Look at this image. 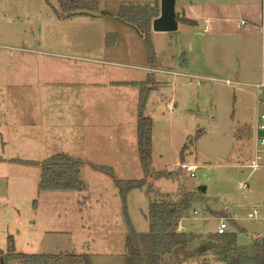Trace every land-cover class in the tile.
<instances>
[{
    "label": "rangeland",
    "instance_id": "obj_1",
    "mask_svg": "<svg viewBox=\"0 0 264 264\" xmlns=\"http://www.w3.org/2000/svg\"><path fill=\"white\" fill-rule=\"evenodd\" d=\"M261 1L184 4L189 18L209 2L230 8L235 20L229 25L237 29L235 21L245 17V9L258 10ZM124 4L104 0L90 15L64 19L58 0H0V251L5 254L13 246L29 255L72 253L90 255V264H125L128 230L115 180L145 178L137 133L141 112L135 92L112 85L152 79L159 86L144 113L153 122L151 175L127 198L135 229L141 222L148 225L156 192L173 196L187 189L190 178L179 169L187 162L199 167L192 179L195 201L182 220L194 246L219 230L221 218L228 225L226 234L234 233L241 245L260 243L264 236V168L252 172L244 167L252 160L251 138L264 112L257 104L264 90L255 87L264 78L262 39L255 37L249 47L233 38L221 43L213 56L217 61L196 73L201 80L179 70L187 57L200 58L196 50L203 24H179L172 41L167 33L151 34L154 54L162 56L160 49L168 47L182 51L179 70H157L146 41L140 39L137 48L130 34L137 31L119 19ZM146 67L157 71L151 75ZM166 98L175 111H169ZM114 119L122 123L110 126ZM229 120L237 143L234 154L228 161L203 155L196 133H215ZM60 153L84 162V190L40 189L39 163ZM92 164L111 167L114 178ZM242 183L248 187L240 188ZM254 210L258 218L249 219ZM206 260L212 262L211 254Z\"/></svg>",
    "mask_w": 264,
    "mask_h": 264
},
{
    "label": "trees",
    "instance_id": "obj_2",
    "mask_svg": "<svg viewBox=\"0 0 264 264\" xmlns=\"http://www.w3.org/2000/svg\"><path fill=\"white\" fill-rule=\"evenodd\" d=\"M100 2V0H58L61 16L64 19L96 12L99 10ZM160 12L161 2L158 0L155 5L124 4L119 14L122 22L132 26L143 35L151 61L155 56L151 42L153 22L160 16ZM176 17L178 22L190 24L189 20ZM141 93L139 100L141 113H139L137 133L139 156L145 178L140 181L115 180L120 191L123 215L128 230L125 264H162L164 258L178 248L186 249L183 260L189 261L203 257L201 264L211 263L205 258L208 254H211L216 262L223 264H264V236L260 243L239 246L235 234L217 233V235H209L198 248L190 250L191 234L179 231L180 221L192 210V204L195 201L194 191L187 189L173 196H163L156 192L151 198L147 214L149 232L140 233L135 229L128 213L127 198L132 190L146 186L152 166L153 122L144 116L150 93L147 89H142ZM204 134L205 132L198 131L195 141H198ZM3 160L0 157V162ZM26 163L30 164V162ZM39 165L42 166L39 187L43 191H82L86 188L82 178L83 161L60 153ZM92 167L114 178V170L111 167L100 165H92ZM199 190L203 193L207 191L204 186ZM0 257L1 264H90V255L72 253L29 255L15 252L13 246L6 254L0 251Z\"/></svg>",
    "mask_w": 264,
    "mask_h": 264
},
{
    "label": "crops",
    "instance_id": "obj_3",
    "mask_svg": "<svg viewBox=\"0 0 264 264\" xmlns=\"http://www.w3.org/2000/svg\"><path fill=\"white\" fill-rule=\"evenodd\" d=\"M100 1H101L100 2V7H101L103 2H104V0H100ZM109 1L110 2L112 1L117 6H121L124 3L126 5H150V4L146 3V2H149V0H133V1L132 0H109ZM127 3H130V4H127ZM184 3H185L184 0H176V6H175L176 16L180 17V19L184 18V19L189 20L190 24L189 23H183L181 21H179V22L177 21L178 22V30H179V24L193 25L194 22L195 23H198V22L200 23L201 22V24H203L202 25L203 26L202 33L204 35H202V39L199 41L200 45L197 46V50H196V56H198V54H199L200 58L196 57V60H195V59H191V58L187 57V59L183 63L184 69L179 70L180 65H179V63L177 64V59H178V56H180L179 54H180L181 50L179 52H177V50L172 48V47L160 49L161 53L163 51H165V54L161 56L159 54V52H157V51H156V54H154L156 56H155V58H153V62H154L153 64L155 66V69H157V70H159V68H161V70H165V71L167 69L168 70H177L178 69L179 71H181L179 74L182 75V76H185V77L197 76L196 73H198V72L200 73V70H205L204 68L207 67L205 65L207 62L211 65L213 62L217 61V59H214L213 56L218 54V51L221 48V43L225 44L224 42H226L229 39L233 38V39L242 40L244 42V44L246 45V46L245 45L244 46L245 47H249V46H251L253 44V40H254L255 37L258 36V37H260L262 39L260 28H259L260 18H261V4H262V1H261V4L259 5V9L258 10H257V8L255 9V7L253 8V6H250L249 8L245 9V11H246L245 17H241L239 20L235 21L240 27V28L237 27V29L230 28L229 24L232 23L233 20H235V19L232 18V13H231L232 11H230L229 10L230 8H228V7H227L228 9H224L223 10L221 8L222 6L220 4H218V3H216V2H209L207 4H201L200 8L202 10L197 12L195 17L189 18V17H187V15L185 13V4ZM83 15H90V14H83ZM194 18H196V19H194ZM242 21H245L246 25H242L241 24ZM177 31L176 32H170V33L153 31L152 33H162V34H157V35H164L163 33H167L165 35H169L170 38H166V39H169L170 41H172L173 39H175L173 37H177V36H175V35H178ZM130 34L132 35L131 39L133 41L134 40L137 41V42H135V45L137 46V48H139V46H140L139 41H141L140 39H142V38L144 39L143 35H141L138 31H137V33L133 32V33H130ZM134 55H135L136 58H138L137 57L138 54H134ZM131 57H133V56L131 55ZM197 60H198V62H197ZM144 69L148 73H150V71H148L147 67L144 68ZM150 69H152V68H150ZM155 69L153 68V70H154L153 72L154 73L157 71ZM153 72H152V74L151 73L150 74L154 75ZM176 73H178V72H176ZM190 73H193V74H190ZM176 75H178V74H176ZM237 77L240 78V74H238ZM196 78L197 79H201V80H205V78H199L198 76ZM239 78H237V79H239ZM209 80H211V79H209ZM112 86H114L112 88H123V89H125L127 91H133V92H135L133 97L139 98V100H140V94H142L141 93L142 89L146 88L147 90H149V93L152 94L151 92L153 90H155L159 86V83H156V80L152 79L151 81H148V82L145 81V80H142V82H139V81H127V82H124V83H121V84H118V85H112ZM150 94H149V96H150ZM149 96H148V100H149ZM167 101H168V99L166 98L165 102L168 104L169 111L170 112L175 111V105L172 104L170 101L169 102H167ZM147 103H148V101H147ZM115 120L116 119H114L113 121L109 120V123L112 121L109 125L110 126H112V125L116 126V125H120L122 123V122H119L118 120H116V121ZM137 121H139V114L137 116ZM223 129H224V127L220 131H222ZM200 131L205 132L203 130H200ZM220 131H215V132H220ZM197 133H196V135H197ZM205 134H206V132H205ZM254 135L255 134L253 132V135H252V138H251L252 139L251 140L252 151L254 149ZM235 143H236V141H235ZM92 165H94V164H92ZM100 166H102V165H100ZM193 185L195 186L194 183H193ZM221 219H225V218H221ZM182 220L180 221V225H179L180 229H179V231L183 232V233H189L190 234V232H187V230H186L187 228L182 225ZM139 224H140V228H138V229L136 228L138 230V232H140V233L149 232V228H150L149 227V222H148V225H145L142 222L139 223ZM216 233L217 232H215L213 234H210V235H217ZM231 234H234V233H231ZM256 237H254V238L256 239ZM258 237L260 238V236H258ZM126 239H127V234H126ZM191 241H192V239H191ZM191 241H190V245H189V247H190L189 249L190 250L198 248L199 245L203 242V241L198 242L194 246L191 243ZM237 245H239V246H247V245L239 244L238 241H237ZM185 251H186V249H184V248H180V249L178 248L177 250H175V252H173L172 254L168 255L170 258H169V261H168L167 264H201V261L204 258H197V259H192V260H189V261L183 260V257H181V255L184 254ZM126 253H127V247H126V250H125L124 257L126 255ZM176 253H178V256H179L178 258H177V256H175ZM166 257L164 259H166ZM211 257L213 259L212 262L214 264H222V263L216 262L214 260L213 256H211ZM205 258H207V257H205ZM212 262L209 263V264H212Z\"/></svg>",
    "mask_w": 264,
    "mask_h": 264
},
{
    "label": "water",
    "instance_id": "obj_4",
    "mask_svg": "<svg viewBox=\"0 0 264 264\" xmlns=\"http://www.w3.org/2000/svg\"><path fill=\"white\" fill-rule=\"evenodd\" d=\"M176 0H161L160 16L153 22L155 32H176L178 22L176 20ZM233 133V121L229 120L225 128L220 132H208L197 141V147L203 155L210 158H218L228 161L236 150ZM193 180L188 181L187 189L194 191ZM2 259L0 257V264Z\"/></svg>",
    "mask_w": 264,
    "mask_h": 264
},
{
    "label": "built area",
    "instance_id": "obj_5",
    "mask_svg": "<svg viewBox=\"0 0 264 264\" xmlns=\"http://www.w3.org/2000/svg\"><path fill=\"white\" fill-rule=\"evenodd\" d=\"M242 25H246L245 21L241 22ZM260 32L262 37V45H263V58H264V0H262L261 4V18H260ZM150 72H153V69H149ZM263 77H264V59H263ZM227 84H231L230 81H226ZM256 89L258 90H264V78L262 79V82L257 84ZM258 106H264V99L259 98L257 100ZM254 149L252 154V160L250 163H248L246 166L248 169L252 170V172H255L256 170L260 168H264V112L261 113L257 117L255 130H254ZM180 172H182L185 176L189 177L190 179H194L196 177V172L199 169L198 165L194 163H187L182 162L179 164ZM248 187L247 183L240 184V188H246ZM255 212L249 213L248 218L252 220H256L259 216V211L254 210ZM227 223L225 219H221V223L218 227L219 230H217L218 234H225L227 232ZM256 239H259L257 236Z\"/></svg>",
    "mask_w": 264,
    "mask_h": 264
}]
</instances>
